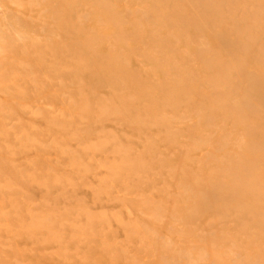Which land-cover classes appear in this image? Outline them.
<instances>
[{"label":"rangeland","instance_id":"obj_1","mask_svg":"<svg viewBox=\"0 0 264 264\" xmlns=\"http://www.w3.org/2000/svg\"><path fill=\"white\" fill-rule=\"evenodd\" d=\"M0 264H264V0H0Z\"/></svg>","mask_w":264,"mask_h":264},{"label":"bare ground","instance_id":"obj_2","mask_svg":"<svg viewBox=\"0 0 264 264\" xmlns=\"http://www.w3.org/2000/svg\"><path fill=\"white\" fill-rule=\"evenodd\" d=\"M20 6V5H19Z\"/></svg>","mask_w":264,"mask_h":264}]
</instances>
